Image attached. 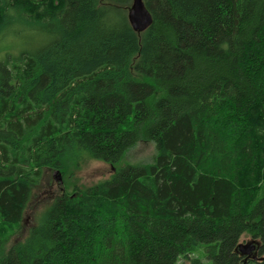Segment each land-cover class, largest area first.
<instances>
[{"label":"trees","instance_id":"obj_1","mask_svg":"<svg viewBox=\"0 0 264 264\" xmlns=\"http://www.w3.org/2000/svg\"><path fill=\"white\" fill-rule=\"evenodd\" d=\"M143 1L0 0V264H264V0ZM139 143L10 245L45 169Z\"/></svg>","mask_w":264,"mask_h":264},{"label":"rangeland","instance_id":"obj_2","mask_svg":"<svg viewBox=\"0 0 264 264\" xmlns=\"http://www.w3.org/2000/svg\"><path fill=\"white\" fill-rule=\"evenodd\" d=\"M0 56L3 57V54ZM155 156V143H139L115 166L95 160L84 152L67 155L63 172L52 169L44 170L42 180L33 188L32 197L20 229L8 235L10 236V245L24 241L28 237L30 229L41 223L55 199L66 191L70 193L75 188L85 189L101 181L110 180L121 168L127 165L151 163ZM251 240L250 237L244 236L241 243L245 244ZM203 252V249L198 251L199 255H203ZM195 256L197 254L193 257ZM204 261L206 264H213L206 259Z\"/></svg>","mask_w":264,"mask_h":264},{"label":"water","instance_id":"obj_3","mask_svg":"<svg viewBox=\"0 0 264 264\" xmlns=\"http://www.w3.org/2000/svg\"><path fill=\"white\" fill-rule=\"evenodd\" d=\"M128 17L132 28L139 33L146 31L153 23L152 15L146 8L143 0H133ZM258 246L259 243L256 240L239 244L238 251L245 258L244 262H247L249 259L258 260L256 253Z\"/></svg>","mask_w":264,"mask_h":264},{"label":"flooded vegetation","instance_id":"obj_4","mask_svg":"<svg viewBox=\"0 0 264 264\" xmlns=\"http://www.w3.org/2000/svg\"><path fill=\"white\" fill-rule=\"evenodd\" d=\"M244 260H245V259H244ZM250 260H253V259H249L248 261H250ZM248 261H247V262H248Z\"/></svg>","mask_w":264,"mask_h":264}]
</instances>
